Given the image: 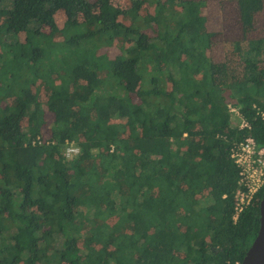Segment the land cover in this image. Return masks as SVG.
<instances>
[{
	"label": "trees",
	"instance_id": "obj_1",
	"mask_svg": "<svg viewBox=\"0 0 264 264\" xmlns=\"http://www.w3.org/2000/svg\"><path fill=\"white\" fill-rule=\"evenodd\" d=\"M204 1L0 0V264L242 263L264 189L234 220L231 155L264 148V0L230 1L233 76Z\"/></svg>",
	"mask_w": 264,
	"mask_h": 264
},
{
	"label": "built area",
	"instance_id": "obj_2",
	"mask_svg": "<svg viewBox=\"0 0 264 264\" xmlns=\"http://www.w3.org/2000/svg\"><path fill=\"white\" fill-rule=\"evenodd\" d=\"M229 108L231 113L239 115L237 109ZM245 127H248V124L243 121L241 128ZM78 152L79 150L70 144L65 150V156L70 159ZM231 156L239 170V188L234 202V220H237L264 189V148L258 149L255 141L248 138L232 151Z\"/></svg>",
	"mask_w": 264,
	"mask_h": 264
},
{
	"label": "rangeland",
	"instance_id": "obj_3",
	"mask_svg": "<svg viewBox=\"0 0 264 264\" xmlns=\"http://www.w3.org/2000/svg\"><path fill=\"white\" fill-rule=\"evenodd\" d=\"M230 1L231 0H205L204 2H206L205 8L209 17L211 29L225 33V38H223V40L220 38L218 41L223 44V53L217 52L216 54H218L219 60L222 59L227 62L229 75L233 76L234 74L242 73L243 64L234 52V48L235 43L239 42L243 38V32L241 25L236 20L234 2L231 3ZM111 3L120 10H126L127 8V4L124 0H111ZM92 13H95L94 9L92 10ZM63 19L64 18L57 20L59 27H62L61 25L63 23ZM255 29L259 31L260 37H264V18L262 21H258L256 23ZM245 41L246 39L243 38L242 43Z\"/></svg>",
	"mask_w": 264,
	"mask_h": 264
},
{
	"label": "water",
	"instance_id": "obj_4",
	"mask_svg": "<svg viewBox=\"0 0 264 264\" xmlns=\"http://www.w3.org/2000/svg\"><path fill=\"white\" fill-rule=\"evenodd\" d=\"M241 264H264V191L260 202V227Z\"/></svg>",
	"mask_w": 264,
	"mask_h": 264
}]
</instances>
